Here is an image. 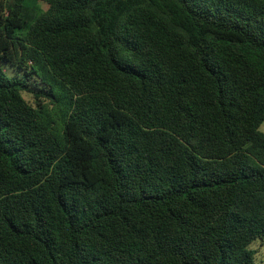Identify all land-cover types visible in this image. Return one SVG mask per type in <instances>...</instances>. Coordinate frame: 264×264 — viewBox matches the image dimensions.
I'll return each mask as SVG.
<instances>
[{"label":"trees","instance_id":"trees-1","mask_svg":"<svg viewBox=\"0 0 264 264\" xmlns=\"http://www.w3.org/2000/svg\"><path fill=\"white\" fill-rule=\"evenodd\" d=\"M263 123L264 0H0V264H256Z\"/></svg>","mask_w":264,"mask_h":264},{"label":"rangeland","instance_id":"rangeland-1","mask_svg":"<svg viewBox=\"0 0 264 264\" xmlns=\"http://www.w3.org/2000/svg\"><path fill=\"white\" fill-rule=\"evenodd\" d=\"M48 9V5L43 2H28V16L29 19L37 15L41 11H45ZM9 74L13 75L14 72L12 70H8ZM27 100H32L29 96H26ZM260 130L264 132V123L261 126ZM251 249L256 251V264H264V240H259L255 242Z\"/></svg>","mask_w":264,"mask_h":264}]
</instances>
